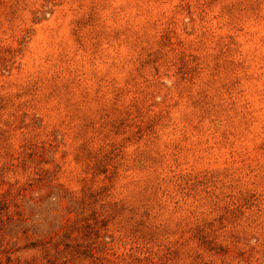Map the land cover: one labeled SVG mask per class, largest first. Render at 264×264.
Returning a JSON list of instances; mask_svg holds the SVG:
<instances>
[{"label": "rangeland", "instance_id": "1", "mask_svg": "<svg viewBox=\"0 0 264 264\" xmlns=\"http://www.w3.org/2000/svg\"><path fill=\"white\" fill-rule=\"evenodd\" d=\"M0 264H264V0H0Z\"/></svg>", "mask_w": 264, "mask_h": 264}]
</instances>
